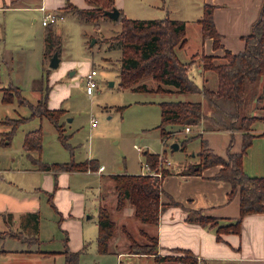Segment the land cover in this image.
I'll use <instances>...</instances> for the list:
<instances>
[{
    "label": "rangeland",
    "instance_id": "rangeland-1",
    "mask_svg": "<svg viewBox=\"0 0 264 264\" xmlns=\"http://www.w3.org/2000/svg\"><path fill=\"white\" fill-rule=\"evenodd\" d=\"M118 2L124 6L127 16L131 18L166 16L182 18L187 24L192 43L196 44L198 41L197 19L203 12L205 0H118ZM30 5H39V1H34ZM60 14L58 24L54 25L59 35L60 64L54 68L50 67L49 55H45L48 27L42 24V11L0 8V121H3L0 122V175L5 178L0 176V186L19 190L10 181L16 178L15 180L29 186L25 187V191L32 197L34 194L31 185L45 179L43 172L17 173L10 169L16 166L25 167L27 164L31 168L34 167L33 162L26 156L22 142L25 132L39 127L43 131V146L40 153L43 162L63 163L96 159L99 164H104L106 169L100 174L95 171L72 174L63 170L57 171V182L67 184L70 188L67 187L65 200L59 202L54 197V191L53 196L50 195L51 192L46 191L47 188L39 193L42 197L38 208L39 240L29 243L7 240L4 244V248L29 246L31 249H38L39 252L13 257L0 253V264H65L66 255L57 251L66 248L70 236L73 244L76 241L75 222L77 219L86 218L82 214L84 209L82 206L86 203L89 209L87 214L89 212L94 214V218L89 220L90 223L96 222L98 213L96 203L92 199L98 195L101 187L104 188L103 194L106 195V201H103L101 206H106L110 210L115 221L114 239L116 245H120L118 251L124 248L127 254L118 256L117 249L112 248L107 253H100L97 237L93 235V241L90 242L88 249L80 255L79 264H177L171 260L158 259L156 256H161L159 254L155 257H146L141 255L151 254L131 252L130 237L146 243L148 242L146 233L154 234L155 227L147 224L145 226L134 213L130 218L123 216L126 207L133 205L128 201L123 208H117L118 193L111 175L144 172L164 178L163 168L168 166L172 171L178 172L186 164L200 160L203 139L206 146L215 153L226 155L231 142L233 151L241 148L242 138L234 133L226 134L224 131L216 130L200 135L204 129L199 125L187 126L191 128L190 131L186 130L187 127L169 125L168 130L173 128V132L167 137H162L158 128L161 121L160 102L199 100L203 103L204 111L209 112L210 106L203 94L122 88L120 86L122 49L115 40H106L122 30V21L108 15H102L96 20L81 19L73 11L68 10ZM180 56L183 60L189 59L185 50H180ZM92 69L97 70L94 76L97 85L92 93H88L87 75ZM192 76L198 84L203 85L200 74L192 73ZM143 81L149 87L157 85V81L152 77H146ZM42 85L45 93L57 90L59 98L57 106L66 110L62 121L65 132L70 135L68 140L70 146L62 142L51 119L47 116L32 115L31 104H38L39 98H42L43 95L39 91ZM259 113L264 114V110L259 109ZM21 117L28 118L16 124L14 119ZM93 121H96L95 124ZM15 126L16 129L13 131ZM253 128L256 133L263 130L264 119H258ZM183 129L185 133H179ZM190 136L194 137L187 141L184 148L182 142ZM174 143H178L180 147L174 148ZM146 150L159 153V161L155 168L150 166L147 168ZM161 157L169 159L171 163H162ZM96 160L93 163L95 165ZM243 166L249 174H264L263 136L254 138L251 148L244 155ZM47 173L56 180L54 172ZM64 174L67 176H63ZM174 180L171 182H175ZM110 182L115 194L113 197H110L107 188ZM71 193L74 197L70 200ZM60 198L62 191L59 200ZM2 226L4 225L0 221V227ZM32 232L30 229L28 234L31 235ZM122 233H125V238H121ZM116 245H112L113 248H117ZM78 250L80 249L73 251Z\"/></svg>",
    "mask_w": 264,
    "mask_h": 264
},
{
    "label": "trees",
    "instance_id": "trees-1",
    "mask_svg": "<svg viewBox=\"0 0 264 264\" xmlns=\"http://www.w3.org/2000/svg\"><path fill=\"white\" fill-rule=\"evenodd\" d=\"M91 7H80L68 1L62 8L73 11L79 18L96 20L106 15V10L116 6L115 0H86ZM215 6L205 3L203 15L200 19L204 38H214V45L221 43V34L214 21ZM119 20L122 21V30L115 36L106 40H115L122 49L120 65V86L136 91L156 92H188L202 93L210 106L206 112L202 101L199 100H165L160 102L161 121L158 128L162 137L171 135L173 130H168L169 125H180L186 128L198 124H204L207 130L216 131H240L242 134L241 148L233 151L231 142L226 155H219L207 147L203 139V147L200 151L201 161L192 167L191 172H200L202 169L221 165L220 170L214 176L216 179L229 181L232 190L229 193L233 197L239 192L240 214L231 222L220 224L217 216L209 215L202 209H192L188 220L199 222L203 225L216 228L218 238L222 239V233L241 232L243 217L247 214L264 213V174L252 175L244 170L243 159L248 149L252 146L256 136H263L264 131L256 133L253 124L264 114L258 113L264 110V4L260 15L254 23L250 33L244 35L245 48L239 52L227 51L223 57L214 55L203 56V67L215 72L217 87L200 85L191 75L194 59L182 61L178 54V48L186 43V22L171 18H131L121 9ZM56 23L48 24L47 46L45 55L51 56L55 50L60 52L59 35L56 33ZM146 77H152L157 81L156 87H149ZM10 99L9 96L4 97ZM25 101V100H23ZM32 115L47 116L55 124L59 137L66 146H70L69 136L65 133L60 122L65 113L64 108H50L48 106V92L44 93L38 104H31ZM28 117L14 119L16 124ZM16 126L13 131H15ZM202 135V134H200ZM195 136V135H194ZM183 140L185 148L187 141ZM42 129L30 131L25 138L27 150L42 149ZM147 162L151 168H155L159 161V153L145 151ZM95 161H69V162H41L42 169L76 170L85 171L96 168ZM38 163V162H36ZM169 171L163 168L165 176ZM118 193L117 208L121 209L131 202L134 207V215L143 223L157 227L161 213V195L164 192L163 178L149 173H116L111 175ZM35 217V225L38 223V213H29V217ZM98 250L100 253L109 252V243L115 234V221L110 210L106 206H100L98 213ZM36 227V226H35ZM148 242L141 243L133 236L131 238V252L156 255L159 251L158 235L155 232L146 233ZM84 249L71 250L66 246L63 253L66 255L65 264H79L80 255ZM184 255L156 256L158 259L173 260L184 264H197V259L188 249H182ZM181 250V251H182Z\"/></svg>",
    "mask_w": 264,
    "mask_h": 264
},
{
    "label": "crops",
    "instance_id": "crops-1",
    "mask_svg": "<svg viewBox=\"0 0 264 264\" xmlns=\"http://www.w3.org/2000/svg\"><path fill=\"white\" fill-rule=\"evenodd\" d=\"M23 1L25 2L23 3ZM34 1H39V5L31 6L30 4ZM68 1H71L83 8L91 7V5L86 0H0V8H27L41 11L38 7L42 4H45L50 10L61 13L64 11L62 8L67 4ZM115 1L116 6L120 10L122 9L124 14L127 16L124 6L119 3L118 0ZM19 2H22V4H18ZM205 3H210L215 6L214 21L216 28L221 34V44L216 47L214 45V38L203 37L202 25L200 23V19L203 15L202 12L201 16L197 19L199 23L198 41L196 44L192 43L188 35L186 24L187 40L184 46L178 48V54L182 61L187 62L194 59L195 62L191 68V75L192 73L200 74L203 85L216 88V74L211 70L204 69L203 56L214 55L216 57H223L227 51H242L245 48L244 35L251 32L254 23L259 18L264 0H205L204 4ZM175 19L184 20L182 18ZM58 22L56 24H58ZM180 50H185L186 56L189 57L188 60H183L181 58ZM51 56H48L49 59H51ZM39 91L42 95L45 93L43 85ZM40 99L41 97L39 100ZM57 100H59V98H57V90L48 91V106L50 108H63L61 106H57ZM62 117L60 122L63 124L65 130ZM198 125L204 129V132H200L199 134L203 133L206 135L207 131H212L205 129L203 124ZM36 129L42 128L39 127L25 132L22 142L26 156L33 162L34 167L31 168L30 165L27 164L25 167L21 166L20 168L19 166H16V168L11 167L10 169L17 173H28L31 171L40 174L43 172L45 179L43 181L41 180L39 183L34 182L31 185L33 190L32 192L34 194L32 197H30L25 191V187L29 186L23 184L19 180H15L16 178H13V180L10 181L12 184L16 185L19 190L13 189V187L5 188V186H0V221H2L4 225L2 228L0 227V253L5 256H25L39 252L38 249H31L29 246H27V248H24L23 246H21L22 248L15 246V248H4V244L7 240H17L23 243L25 241L29 243L31 241L39 240V237L37 236V232L40 230V213L38 208L42 201V197L39 195V193L47 188L46 191L51 192L50 195L53 196L52 191H54V197L57 202H59L61 200H65L67 192L66 190L70 188V186H67V184H61L60 181L57 182V171L62 170H47L40 167V161L43 162L40 156L42 149L41 151H37L27 150L25 148L24 142L26 135L30 131ZM170 130H173V128ZM183 131L184 129L180 130L179 133H185ZM263 131L264 129L259 133ZM224 132L226 134L234 133L242 138L240 131ZM8 143H10V141ZM200 161L201 159L196 162L186 164L178 172L172 171L168 166L165 167L168 169L169 173L163 178L164 192L161 195V213L158 226L155 228V232L158 235L159 241V253L157 254L161 256L177 255L176 253H179V255H184L182 254V249H188L196 257L197 264H264V213L245 215L241 224V232L222 233V239L217 237L218 233L215 227L188 220V215L192 209H202L209 215L219 217L220 224L229 223L240 214L239 192L235 193L233 197H230L229 193L232 190L231 183L229 181L216 179L214 177L220 170L221 165L210 166L202 169L200 172L192 173V167L195 165L197 169V164ZM96 162L97 164L95 169L89 168L85 171H63L70 172L71 174L74 172L89 173L95 171L100 174L106 169V167L102 163L99 164L98 160H96ZM98 166L99 168L97 169ZM101 166H104V168L100 169ZM147 166L149 169V164ZM47 172H54L56 180H53L52 175ZM0 176L3 177V175ZM63 176L67 175L64 174ZM3 179L5 178L3 177ZM172 180L175 182L172 183ZM111 184V182L108 183L107 188L110 193V197H113L115 194L112 190ZM103 189L104 188L101 187L98 195L92 199V201L96 203L97 213H99L101 203L106 201V195L103 194ZM61 191L62 198L59 200ZM69 196L70 200L72 197H74L72 193ZM83 207L84 209L82 214H84L86 218L82 220L77 219L75 222L77 239L73 244V240L70 236L66 246L72 250L84 249V252L88 249L90 242L93 241V235L97 237L99 226L98 216L95 223H90L89 220L94 218V214L90 212L87 214L89 211L87 203L83 205L82 208ZM61 208L63 209L62 206ZM29 213H38L37 225H35V217L33 216L30 218ZM133 213L134 208L129 206L126 207L123 216L130 218ZM140 224L143 225V223ZM30 229L33 231L31 235L28 234ZM95 231L96 234H94ZM122 234V236L121 234L119 236H121V238H125V233ZM114 238L115 236L110 240L109 249H117L118 251V247L120 245H116L117 242ZM112 245H116L117 248H113ZM64 250L65 248L62 251L58 250L57 253H63ZM117 253L118 256L121 254H127L124 248L119 250ZM141 256L155 257V255ZM174 262L177 264H184L182 262Z\"/></svg>",
    "mask_w": 264,
    "mask_h": 264
},
{
    "label": "built area",
    "instance_id": "built-area-1",
    "mask_svg": "<svg viewBox=\"0 0 264 264\" xmlns=\"http://www.w3.org/2000/svg\"><path fill=\"white\" fill-rule=\"evenodd\" d=\"M41 11H42V24L43 25H48L51 23H57L61 17V14H59L58 12L52 11L50 10L48 7H46L45 4H42L38 7ZM97 74V70L96 69H92L90 71V73L87 75V92L88 93H92L94 91V88L96 87L97 83L95 81L94 76ZM96 121H93V123L95 124ZM187 131H190L191 128L187 127L186 128ZM161 162L164 164H170L171 161L169 159H164L163 157H161ZM104 166H101L100 169H103ZM159 175H161L160 173H157Z\"/></svg>",
    "mask_w": 264,
    "mask_h": 264
},
{
    "label": "water",
    "instance_id": "water-1",
    "mask_svg": "<svg viewBox=\"0 0 264 264\" xmlns=\"http://www.w3.org/2000/svg\"><path fill=\"white\" fill-rule=\"evenodd\" d=\"M105 14L114 18V19H119L120 15H121V10L115 6L113 9L111 10H106ZM60 64V56H59V51L56 50L53 55L51 56L50 59V67H58ZM173 147L178 149L179 148V144L178 143H174Z\"/></svg>",
    "mask_w": 264,
    "mask_h": 264
}]
</instances>
